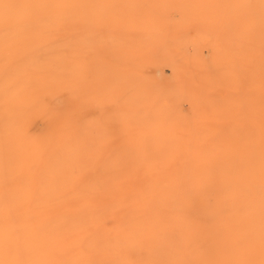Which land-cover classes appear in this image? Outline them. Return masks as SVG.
<instances>
[{
    "label": "bare ground",
    "instance_id": "1",
    "mask_svg": "<svg viewBox=\"0 0 264 264\" xmlns=\"http://www.w3.org/2000/svg\"><path fill=\"white\" fill-rule=\"evenodd\" d=\"M184 1L218 12L0 0V264H264V103L221 133L233 71L177 82L172 53L155 61ZM179 39L196 67L218 69L202 56L216 31Z\"/></svg>",
    "mask_w": 264,
    "mask_h": 264
},
{
    "label": "rangeland",
    "instance_id": "2",
    "mask_svg": "<svg viewBox=\"0 0 264 264\" xmlns=\"http://www.w3.org/2000/svg\"><path fill=\"white\" fill-rule=\"evenodd\" d=\"M203 2H205L207 5L206 0H204ZM188 4L189 3L187 1L180 2L181 7L183 6L182 10L178 12L177 11L172 12L173 20L175 23H176V19L179 16L180 17L184 16V20L179 26L181 29H179V27L176 25H173L170 28L171 35L172 32L175 33L172 35L173 37H171L173 38L172 39L173 41L168 39L169 41L166 44V46L168 45L167 47L163 44L165 43V41L162 42L161 45H159L160 41L156 43L157 49L155 53V61L158 63L160 62L165 63L166 55L172 53L171 54L172 60H174L179 67L178 69L179 71L177 70L176 73L174 74V76L177 75L176 76L178 77L177 80L180 79L177 82H182L187 79L185 76H183L184 73L187 72L186 71L187 69L192 73H196L200 71L206 75L208 73L209 74L212 73V74H216L217 76L218 74L217 85L218 84L222 85V80L220 79V70L233 71L234 76L240 79V83L238 87L232 88L231 92L233 91L232 93L234 94L228 93L227 97L233 95L234 97H236L237 101L236 104H232L231 112L227 116L218 115L219 124L217 123L215 125L216 127L219 128L221 126V128L219 129L221 130V133H225V130L227 133H230L228 126H232L233 123H235V125L242 123V122L236 123L237 121H235V119L244 116V113H241L240 115L237 114L238 109L240 107L244 112H246V106L248 102L251 103L252 99L257 100L258 99L257 97L259 95H261L259 96V98L260 97L261 98L258 100L261 103H264V94H263L264 93V0H214L213 4L217 5L218 7V12L216 11V13H213L212 11L208 12V9L206 7H204L203 10V8H200V5L198 7H189ZM192 20H196V21H192ZM217 20H218V24H217ZM208 21L211 25L208 23ZM184 26L188 30L184 31L183 29H186L184 28ZM190 26L193 29L190 30ZM181 30H183L184 32L182 33ZM200 30H207L209 33L216 31L218 34V41L215 45L217 46V49L211 50L208 48V45L206 47L204 46L202 49L203 58L204 59L206 58L205 60L210 63L212 61L215 63L217 62L216 65H218V69H215L211 66H205L201 68L196 67V63L192 58L196 49L195 46L193 45L192 42H182L179 39V38L188 37L189 41L194 40L198 37ZM129 35L131 38H136L135 33L130 32ZM166 50L168 51V53ZM180 67H181V71H180ZM171 83H173V81ZM243 83H245L244 87H243ZM164 86L165 83L157 84L156 91L160 90V87H164ZM240 86L243 87V89L242 88L240 89ZM251 86L255 87L256 88L255 90H257V92H255L254 90L252 93H250L249 91L251 89L250 88ZM224 87L228 88L226 86ZM220 90L221 89H218L219 92L216 91L215 94L217 95L216 97H218V99L221 98L222 95H224V92H221ZM235 90L236 92H234ZM205 93L206 92H203V94ZM237 96L241 97L242 99L238 98ZM248 96L250 97V99H248L249 98ZM244 97L245 98L248 97L247 98L248 100L246 99L247 102L244 99ZM259 107L264 108V105H262V107L261 106ZM183 109H185V107ZM202 123H201L202 126L199 127L198 131L205 130L207 125L214 126V124L211 121H208L207 123L206 122H202ZM211 200L212 202H214L216 199L214 196H212Z\"/></svg>",
    "mask_w": 264,
    "mask_h": 264
}]
</instances>
